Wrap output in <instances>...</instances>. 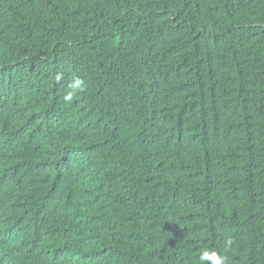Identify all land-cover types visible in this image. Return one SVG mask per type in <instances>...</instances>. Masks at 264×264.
Masks as SVG:
<instances>
[{
	"label": "trees",
	"instance_id": "16d2710c",
	"mask_svg": "<svg viewBox=\"0 0 264 264\" xmlns=\"http://www.w3.org/2000/svg\"><path fill=\"white\" fill-rule=\"evenodd\" d=\"M204 252L264 264V0H0V264Z\"/></svg>",
	"mask_w": 264,
	"mask_h": 264
},
{
	"label": "clouds",
	"instance_id": "9594fccd",
	"mask_svg": "<svg viewBox=\"0 0 264 264\" xmlns=\"http://www.w3.org/2000/svg\"><path fill=\"white\" fill-rule=\"evenodd\" d=\"M57 79H60V77H57ZM83 85V81L76 79L74 81V83L71 85V87L75 90V89H79L81 88ZM73 98V93H69L65 99L68 101H71V99ZM205 260H212L213 264H226V258L223 256H219L217 255V253L215 252H204L201 256V264H203V261Z\"/></svg>",
	"mask_w": 264,
	"mask_h": 264
},
{
	"label": "bare ground",
	"instance_id": "6f19581e",
	"mask_svg": "<svg viewBox=\"0 0 264 264\" xmlns=\"http://www.w3.org/2000/svg\"><path fill=\"white\" fill-rule=\"evenodd\" d=\"M29 112V111H28Z\"/></svg>",
	"mask_w": 264,
	"mask_h": 264
}]
</instances>
